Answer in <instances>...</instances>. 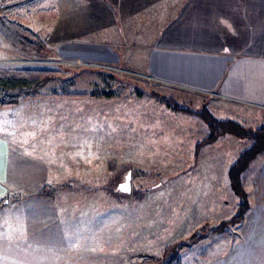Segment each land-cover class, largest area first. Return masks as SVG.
Instances as JSON below:
<instances>
[{
	"label": "crops",
	"instance_id": "1",
	"mask_svg": "<svg viewBox=\"0 0 264 264\" xmlns=\"http://www.w3.org/2000/svg\"><path fill=\"white\" fill-rule=\"evenodd\" d=\"M33 6L18 15L45 44L41 56L73 65L56 72L60 96H86L57 98L55 93L2 109L8 113L0 116V210L32 200L10 197L15 188L81 186V179L58 174L57 167L50 170L38 158L58 157L53 163L64 164L63 157L94 153L100 133L114 127L107 107L115 95H104L111 79L133 84L144 103L166 118L168 129L173 120L167 117L177 112L149 95L177 99L184 94L187 104L218 113V120L264 127V0H59L29 10ZM47 67L57 68L55 62ZM121 110L122 123L127 111ZM152 123L145 131L151 129L158 139L160 122ZM31 124L36 138L22 141L30 137ZM250 146L245 143L238 155ZM54 147L58 151H48ZM244 180L250 209L234 227L233 238L220 236L231 250L220 264H264V153ZM39 209L25 206L24 212ZM2 260L7 264L9 259L2 253Z\"/></svg>",
	"mask_w": 264,
	"mask_h": 264
},
{
	"label": "rangeland",
	"instance_id": "2",
	"mask_svg": "<svg viewBox=\"0 0 264 264\" xmlns=\"http://www.w3.org/2000/svg\"><path fill=\"white\" fill-rule=\"evenodd\" d=\"M29 1L20 0L11 6L23 3L25 7L30 6L27 5ZM56 1L59 2L41 0L29 10L50 2L55 5ZM20 8L12 12L13 21L22 18L18 14L24 8ZM32 18L29 15L27 20ZM24 22L22 19V25L27 27L28 23ZM34 34L45 49V44ZM41 53L19 52L0 39V69H48L55 75L41 91L39 99L54 98L55 93L59 95L57 98L63 97L60 96L62 88H56V72L64 71L60 69L64 67L70 70L73 65L68 66L62 60L50 62ZM53 62L57 68L47 67ZM109 85L105 91L115 95V100L107 107V115L114 127L100 133L95 151L91 150L94 153L63 157L64 164L53 163L58 157L48 158L42 154L38 158L44 165L48 164L50 170L57 167L58 174L81 179V186L12 189L10 197L19 195L32 200L0 210L3 247L0 255H7V264H134L148 257H159L175 243H185L179 252L182 264H204L207 259L211 261H205L206 264H220V259L231 252L227 251L230 242L227 244L225 240L222 244L220 236L233 238L234 227L238 224L227 228L228 235L210 231L235 215L237 199L229 186L228 171L242 154L238 155L245 143L250 141L226 136L201 146L196 153V147L208 136L206 125L196 115L177 112L174 118L168 116L167 121L173 120L168 129L166 118L144 103V94L136 91L133 84L111 79ZM73 90L66 87L67 92H75ZM182 96L185 95L171 99L192 111L206 110L187 104ZM121 106L127 111L122 123ZM150 112L153 117H148ZM7 113L0 110L1 117ZM213 114L212 117L219 118L218 113ZM153 121L160 122L158 139L152 137L151 129L145 131ZM33 127V124L27 127L30 137L22 141H34ZM235 141H242V144ZM48 151H58V148ZM128 173L130 193H121L117 186ZM25 206L41 210L25 213ZM203 227L210 231L204 238L188 244V239ZM202 253L208 257L200 261ZM5 262L2 260L1 264Z\"/></svg>",
	"mask_w": 264,
	"mask_h": 264
},
{
	"label": "trees",
	"instance_id": "3",
	"mask_svg": "<svg viewBox=\"0 0 264 264\" xmlns=\"http://www.w3.org/2000/svg\"><path fill=\"white\" fill-rule=\"evenodd\" d=\"M20 0H0V39L11 48L22 53H41L44 49L39 39L26 26L21 23L22 18L13 21L10 16L13 11L26 8L28 6H11ZM41 0H30L27 5L40 3ZM36 5V4H35ZM54 72L48 70H1L0 69V110L16 106L21 102L32 101L42 97L41 91L53 79ZM110 96V93L104 94ZM61 96L67 98L84 97L85 93H65ZM152 97L160 99L166 105L176 112L189 115H196L203 121L208 130V136L196 147L195 151L201 146L209 145L218 139L226 136L234 137L238 140H248L251 146L242 152L236 162L228 171V180L231 192L237 199V208L235 215L227 222H222L211 231L207 227L199 229L191 236L187 243H195L204 238L209 231L212 234L228 235L227 228L239 224L248 212L249 194L244 188V177L250 169L251 164L264 153V127L258 129L245 128L238 123L224 120L219 121L211 116L206 110L200 112L177 104L170 98H162L151 94ZM1 205V204H0ZM185 243H175L167 247L159 257H148L134 264H182L179 259V252L184 248ZM204 259L206 255H199Z\"/></svg>",
	"mask_w": 264,
	"mask_h": 264
},
{
	"label": "water",
	"instance_id": "4",
	"mask_svg": "<svg viewBox=\"0 0 264 264\" xmlns=\"http://www.w3.org/2000/svg\"><path fill=\"white\" fill-rule=\"evenodd\" d=\"M126 185L127 187H122ZM117 191L121 192V193H130V173H128L124 179L123 182H121L118 186H117Z\"/></svg>",
	"mask_w": 264,
	"mask_h": 264
},
{
	"label": "snow or ice",
	"instance_id": "5",
	"mask_svg": "<svg viewBox=\"0 0 264 264\" xmlns=\"http://www.w3.org/2000/svg\"><path fill=\"white\" fill-rule=\"evenodd\" d=\"M122 187H125V188H126L127 186H126V185H124V186H122Z\"/></svg>",
	"mask_w": 264,
	"mask_h": 264
}]
</instances>
